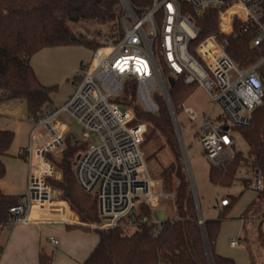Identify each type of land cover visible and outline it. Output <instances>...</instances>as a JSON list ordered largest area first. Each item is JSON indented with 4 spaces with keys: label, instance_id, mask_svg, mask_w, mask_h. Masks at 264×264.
<instances>
[{
    "label": "built area",
    "instance_id": "built-area-1",
    "mask_svg": "<svg viewBox=\"0 0 264 264\" xmlns=\"http://www.w3.org/2000/svg\"><path fill=\"white\" fill-rule=\"evenodd\" d=\"M121 1L122 33L94 51L92 61L77 74L76 91L69 101L60 108L31 114L30 144L19 150L29 165L27 190L10 208L7 228L49 219L78 222L50 181L61 176L53 158L61 157L66 140L72 138L84 145L74 162L76 179L97 201L99 221L90 229L130 233L155 226L153 236L157 235L163 220L154 213L164 209L165 200L174 202L176 194L165 190L162 178L149 173L142 149L146 126L134 123L133 109L116 100L131 81L136 82L137 102L146 112L158 113V97L165 100L180 146L170 78L176 83L182 77L186 84L202 87L232 122V129L225 123L216 125L211 116L200 117L192 107L183 105L182 110L196 126L195 135L205 157L211 167L219 168L240 152L237 128L250 124L253 111L264 98L259 73L264 64V0H152L143 16L137 15L128 0ZM181 3L197 13L217 8L218 33L194 45L199 31L190 15L183 13ZM236 23L255 27L253 46L263 53L247 68L236 64L227 52L225 39L219 37L233 35ZM63 114L81 127L83 142L68 132L67 122L62 121L64 127L56 123ZM93 136L98 144L90 141ZM245 179L251 189L264 190V177L259 173L253 171ZM219 204L226 207L230 200L222 198ZM49 239L54 245L59 243L54 237ZM239 241L232 240L230 245L235 247Z\"/></svg>",
    "mask_w": 264,
    "mask_h": 264
},
{
    "label": "trees",
    "instance_id": "trees-1",
    "mask_svg": "<svg viewBox=\"0 0 264 264\" xmlns=\"http://www.w3.org/2000/svg\"><path fill=\"white\" fill-rule=\"evenodd\" d=\"M138 16H143L152 6V0H128ZM183 13L189 14L199 31L195 44L211 34L218 33V9L208 8L197 13L193 7L181 3ZM124 13L121 0H0V92L1 99H22L30 114L50 108L51 93L55 86L43 84L32 64L31 57L44 48L80 43L93 49L106 40L122 33L121 19ZM76 40L72 39V35ZM225 39L227 52L241 68L254 64L263 53L253 46L255 27L235 24L233 35L219 36ZM193 47V46H192ZM264 84V64L259 69ZM136 82L131 81L116 99L133 109L134 123L144 124V144L153 135L160 133L169 147L172 160L164 166L159 177L164 188L176 194L175 218L164 219L153 236L155 226H143L126 233L119 229L94 230L98 244L81 264H234V261L216 251V241L221 218L203 219L199 223V207L193 191L190 174L176 135L167 103L158 97L160 110L150 114L137 102ZM197 85H188L178 78L170 90L171 103L176 110L182 109ZM147 127L152 131L149 133ZM246 141L247 154L239 152L236 158L223 167H211L209 179L215 186H231L241 168L257 172L264 177V98L252 115L250 124L237 128ZM15 139V132L0 129V180L7 174L3 156L7 155ZM84 145L66 140L60 158H53V165L60 177L50 179L61 199L66 201L76 217L69 230L82 228L92 231L90 226L99 221L96 198L79 185L74 162ZM21 195L0 191V226L6 228L10 208L19 202ZM237 197H230L229 207ZM255 203L251 205V209ZM150 214V212H147ZM224 216V214H222ZM0 246V258L3 253ZM53 254L41 251L38 264H52ZM252 259V264H254Z\"/></svg>",
    "mask_w": 264,
    "mask_h": 264
},
{
    "label": "rangeland",
    "instance_id": "rangeland-1",
    "mask_svg": "<svg viewBox=\"0 0 264 264\" xmlns=\"http://www.w3.org/2000/svg\"><path fill=\"white\" fill-rule=\"evenodd\" d=\"M93 55V49L80 43H74L66 46L44 48L31 57V64L39 80L45 85L55 86L51 93L50 109L60 108L69 101L76 91L75 79L77 74L82 73L85 66L92 61ZM183 105L192 107L200 114V117L203 114L211 116L216 125L225 123L230 125L232 129L229 116L221 106L214 105L210 95L202 87L194 90ZM175 113L182 137L183 157L190 174L202 218L205 220L221 218L216 241L217 253L231 258L234 264H252V259H254V264H264V190H254L248 186L249 181L245 179V176L252 175V172L244 167L239 170L237 179L231 186L213 185L209 179L211 165L195 135V124L190 121L182 109L176 110ZM30 116L31 114L24 100L17 98L1 99L0 92V129L15 132L14 142L7 155L3 156L7 166L6 176L0 180V191L3 193L14 191L20 185L25 186L27 184L29 165L27 159L19 155V150L28 147L30 144V134L33 126ZM62 121L70 125L68 132L73 133L81 142L84 141L81 127L69 115L63 114L56 123L60 127H64ZM147 131L150 133L152 129L147 127ZM236 137L239 150L247 154L249 147L246 141L239 132H236ZM90 141L98 144V139L94 136ZM164 144V136L156 133L149 142L145 144L143 142L142 145L149 173L154 178L159 177L160 170L172 160L171 151L167 146L156 156H152ZM230 197H237V199L229 207L222 208L219 204L220 199ZM253 203L255 205L249 209ZM163 208L166 212V219L172 220L175 218V207L172 200H165ZM76 218L79 220L78 217ZM41 229V231H38V228L36 229V238L40 241L41 250L53 254L55 264H61L62 260L72 257L71 255L81 254L80 250L84 246L81 247L76 242L69 245L65 244V248L62 243L56 247L50 245L48 241L50 235L56 236L61 241L64 234L67 233L64 222L42 223ZM96 235L93 232L88 233L86 236L88 239L85 242L92 244L96 240ZM10 236V230L7 227L0 226V246H3V244L6 246L7 241L11 238ZM239 239L237 246L232 247L230 245L232 240ZM8 246L7 244L8 257H17L23 249V245H11L10 249Z\"/></svg>",
    "mask_w": 264,
    "mask_h": 264
},
{
    "label": "crops",
    "instance_id": "crops-1",
    "mask_svg": "<svg viewBox=\"0 0 264 264\" xmlns=\"http://www.w3.org/2000/svg\"><path fill=\"white\" fill-rule=\"evenodd\" d=\"M28 179V178H27ZM16 190V191H15ZM27 190V184L25 186L20 185L17 187V189H14V191L7 192L6 194H15V195H23ZM52 221H58V222H63L59 219H49L45 221H36L32 224H17L12 226L11 228H7L11 232V238L9 241H7V244L9 245L8 248L10 249L11 245L17 246V245H23V249L20 251L19 255L17 257H8L7 256V248L3 244V253L0 258V264H38L39 262V254L43 250L40 248V241L38 238H36V229L38 228V231H41V226L42 223L46 222H52ZM65 226L67 228V225H75L74 223L76 222H64ZM67 233L64 234L62 240L58 239L54 235H50L48 237V241L51 246H58V245H64L65 244L69 245L73 242L78 243L83 247L82 250H80V255H76L72 257H68L66 260H62L60 262L61 264H81L84 262L87 257L90 255V253L94 250V248L98 244V236L96 235L95 238L96 240L93 241L92 244H88L85 242L88 238H86L88 233H95L94 231H85L82 228H74L69 230L68 228L66 229ZM96 234V233H95ZM50 237L56 238L59 243L57 245H54L50 242ZM25 246V247H24ZM27 247V248H26ZM63 248V247H62ZM45 251V250H43ZM52 264H55L54 259Z\"/></svg>",
    "mask_w": 264,
    "mask_h": 264
},
{
    "label": "water",
    "instance_id": "water-1",
    "mask_svg": "<svg viewBox=\"0 0 264 264\" xmlns=\"http://www.w3.org/2000/svg\"><path fill=\"white\" fill-rule=\"evenodd\" d=\"M72 39L76 40V36L74 34L72 35ZM170 84H171L172 87L175 86L174 78H170ZM154 215H155L156 218H160L162 220H164L166 218V212H165L164 209H160L159 211H156L154 213ZM199 216L202 217L200 210H199Z\"/></svg>",
    "mask_w": 264,
    "mask_h": 264
}]
</instances>
